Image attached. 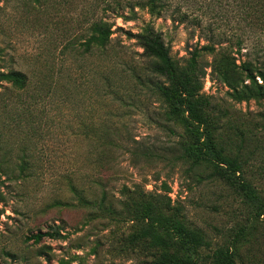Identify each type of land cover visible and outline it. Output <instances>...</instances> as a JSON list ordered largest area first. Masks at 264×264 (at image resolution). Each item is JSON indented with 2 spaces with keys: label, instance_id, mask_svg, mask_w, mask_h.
Masks as SVG:
<instances>
[{
  "label": "rangeland",
  "instance_id": "1",
  "mask_svg": "<svg viewBox=\"0 0 264 264\" xmlns=\"http://www.w3.org/2000/svg\"><path fill=\"white\" fill-rule=\"evenodd\" d=\"M177 1L187 14L183 21L156 18L145 9L135 8V15L126 7L118 9V3L130 0H0V68L20 69L29 78L25 91L8 83L0 86V177L6 178L4 172L14 168L21 154L35 168L30 176L0 184V264H141L148 253L127 245L134 226L119 215L115 200L122 184L141 181L153 191L167 183L171 205L181 208L183 223L201 230L208 240L201 250L204 256L236 244L235 264H264V207L259 215L228 185L180 162L153 160L134 166L128 154L116 153V174L107 182L97 177L94 154L99 149L94 151L84 126L97 129L106 113L102 56L74 59L64 45L83 37L85 25L101 17L112 23L108 51L121 74L144 60L127 32L150 26L161 33L176 67L190 70L198 96L209 102L206 111L215 121L218 142L246 159L243 176L264 203V98L235 100L211 67L216 56L226 54L237 65L245 62L264 71V0ZM63 66L71 77L66 98L45 87ZM252 74L256 83L262 82ZM128 88L121 89L125 99L114 105L112 119L136 139L172 156L168 147L177 136L154 122L160 118L159 101L132 82ZM104 192L114 194L109 209L107 201L101 203ZM53 230L61 236L37 243L26 239Z\"/></svg>",
  "mask_w": 264,
  "mask_h": 264
},
{
  "label": "trees",
  "instance_id": "2",
  "mask_svg": "<svg viewBox=\"0 0 264 264\" xmlns=\"http://www.w3.org/2000/svg\"><path fill=\"white\" fill-rule=\"evenodd\" d=\"M118 4L119 10L126 7L129 14L133 15L136 13L135 8H138L145 9L156 18L166 15L172 21H183L187 18L182 4L176 0H130L126 4ZM106 6L110 4L107 3ZM119 16L123 17V14ZM123 18L128 19L127 16ZM84 30V36L67 42L64 51L74 55V59H87L95 54L102 56L104 69L100 79L106 113L97 129L90 124L84 126L87 138L95 146L94 151L99 149L94 154L99 168L97 177L107 182L108 176L116 174L113 157L115 153L128 154L134 166L142 163L146 165L153 160L169 161L172 164L180 162L186 164L190 171L199 172L200 176L205 174L212 180L228 185L248 206H253L259 215L262 214V198L243 176L246 159L231 148L228 150L220 145L215 134V121L206 111L209 102L198 96L199 85L190 70L185 72L176 67L170 48L161 33L150 26L135 34L127 32L142 49L144 60L140 66L129 67V74L126 75L117 70L115 57L108 51L113 34L112 23L99 17L88 22ZM207 49L213 51L210 47ZM192 55L196 56V53L193 52ZM2 59L3 52L0 47V61ZM66 59L67 57L64 61ZM211 65L235 100L264 98V71L254 70L245 62L237 65L226 54L219 58L216 56ZM252 71L261 77V83H256ZM246 79L251 80L250 84L243 83ZM52 80L45 86L47 92H56L66 98L71 80L68 66H63L57 73V79L52 77ZM131 82L133 87L149 90L159 101L160 118H156L154 122L177 136L173 145L168 147L173 153L172 156H166L163 151H159L160 147L136 139L120 121L112 119L114 105L124 102L125 99L121 89H127ZM2 83H8L13 90L25 91L29 86V78L20 69L0 68V86ZM26 110L32 111L30 104H27ZM30 162L26 155L21 154L17 157L14 168L6 170L4 176L12 180L32 175L35 168ZM6 178L0 177V184ZM74 178H70V181H76ZM144 186L143 181L131 186L122 184L117 190L118 197L115 198L120 206L119 215L134 226L133 233L126 239L127 245L133 249L138 245V249H146L148 253L147 258L141 260V264H235L236 244L219 246L205 256L201 253L202 248L209 246V242L201 230L183 223L181 208L171 205L167 183L162 182L159 191L146 190ZM110 193L104 192L101 200V203L108 202V209L114 195L113 192ZM104 206L101 205L103 209ZM238 233L239 231L235 237ZM60 236L58 230H53L37 232L26 236V239L37 243L43 237Z\"/></svg>",
  "mask_w": 264,
  "mask_h": 264
}]
</instances>
